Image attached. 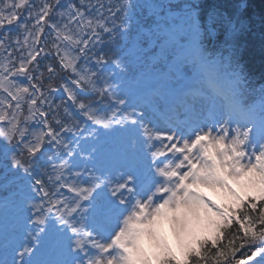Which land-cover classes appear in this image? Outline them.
Masks as SVG:
<instances>
[{
    "label": "snow or ice",
    "instance_id": "obj_1",
    "mask_svg": "<svg viewBox=\"0 0 264 264\" xmlns=\"http://www.w3.org/2000/svg\"><path fill=\"white\" fill-rule=\"evenodd\" d=\"M237 23L199 0H0V264H264V86L242 70ZM53 52L59 64L45 65ZM58 69L70 80L57 85ZM58 87L95 127L68 126L54 112L53 126ZM89 89L106 109L81 102ZM29 121L43 128L32 133ZM99 129L129 162L114 182L88 148ZM62 132L83 143L71 147ZM145 146L151 162L141 171ZM52 148L62 161L53 164L56 191L36 168ZM81 165L87 187L64 179ZM201 188L231 203L218 206ZM157 193L167 196L154 201ZM165 222L187 241L180 258L163 238Z\"/></svg>",
    "mask_w": 264,
    "mask_h": 264
},
{
    "label": "trees",
    "instance_id": "obj_2",
    "mask_svg": "<svg viewBox=\"0 0 264 264\" xmlns=\"http://www.w3.org/2000/svg\"><path fill=\"white\" fill-rule=\"evenodd\" d=\"M41 1L36 0V3L39 4ZM199 1L204 10L217 8L229 16H236L238 23L236 24L237 31L234 33L233 40L241 51H239V55H243L242 60L251 69L249 71L250 78L256 77V80H258L264 77V0ZM51 2H54V0H51ZM240 5L244 7L238 8ZM54 18L57 21L61 19L58 15ZM21 36H23V32H21ZM222 38L223 35L219 37L220 40ZM52 56L55 57V52L52 53ZM260 203V201H257L258 206Z\"/></svg>",
    "mask_w": 264,
    "mask_h": 264
},
{
    "label": "rangeland",
    "instance_id": "obj_3",
    "mask_svg": "<svg viewBox=\"0 0 264 264\" xmlns=\"http://www.w3.org/2000/svg\"><path fill=\"white\" fill-rule=\"evenodd\" d=\"M244 7V6H243ZM168 134V133H167ZM159 141H157L158 143ZM145 153V152H144ZM146 154V153H145ZM177 155H179L177 153ZM178 162V161H177ZM111 181H115L117 180V178L115 177L114 174L107 176ZM233 183L235 188L238 190V192H240L242 194V196H247V199H253L255 196V192L250 190V189H244L242 188L239 184L235 183V182H231ZM80 186L81 187H87L88 185L86 183H83V180L80 181ZM203 191H205L207 194H209L210 196L212 195L215 199H217L218 201H220L223 205H227L231 203V199L228 198L226 196L225 193L221 192L220 190H213L210 188H201ZM64 195L66 194L65 192ZM142 198V197H141ZM161 233L164 236L163 238L165 239V241L167 242L168 246L170 247L171 251L173 252V254L176 255V257L180 258L182 256V252H183V246L184 244L187 242L186 240H181L180 238H178L174 227L170 224L165 222L162 227H161ZM201 233H198V235ZM142 244L143 247L145 248L146 251L151 252L152 249L150 247L149 241L147 239L142 240ZM156 264V262L153 260L152 264Z\"/></svg>",
    "mask_w": 264,
    "mask_h": 264
}]
</instances>
